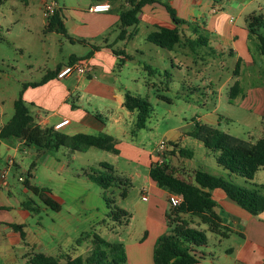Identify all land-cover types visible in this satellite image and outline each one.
I'll use <instances>...</instances> for the list:
<instances>
[{
  "label": "rangeland",
  "instance_id": "1",
  "mask_svg": "<svg viewBox=\"0 0 264 264\" xmlns=\"http://www.w3.org/2000/svg\"><path fill=\"white\" fill-rule=\"evenodd\" d=\"M50 2H55L59 18L61 14L74 17L73 8L86 10L92 0H0V125L11 117L13 102L21 91L32 86L31 83H39L45 73L51 72L58 62L66 58L70 50L80 49L78 46L70 48V41L63 35L62 29H58V24L49 31L45 30L44 7ZM125 3L126 0H113L114 11L121 12ZM132 27L134 29V25L128 29ZM115 29L113 26L106 31L108 42ZM145 31L140 25L136 34L128 35L124 40L118 38V30L119 48L129 53L126 55L130 58L124 59V65L117 60L119 64L116 63L114 69L116 79L115 76L107 79L119 87L127 86L131 93L146 97L151 105L146 127L134 129L132 143L120 137L115 146L116 152L97 147L72 150L61 146L52 150L21 145L15 152L5 151L0 161V165H5L8 162L6 154H9L19 166L11 167L13 185L20 188L22 182L19 180L23 179L18 180V177H27L23 170L27 171L31 186L47 189L59 203L60 209L53 210L33 194L32 200L39 208L32 213L29 221L35 236L43 237L45 246L49 248L47 252L59 254L57 257L61 262L68 257L80 256L83 264H87V257L94 251L106 250L108 253V247L103 242L124 243L144 231L148 201L142 200V189L151 183L147 154L154 161V151L161 141L167 145L162 155L163 164L177 175L191 180L192 171L202 169L241 184L242 180L233 174L228 178L222 167L217 166L214 152L205 150L192 136L194 123L200 120L198 124L204 125L203 128L213 127L242 139L257 138L264 131V118L256 111L258 97L255 93L230 94V87L236 80L232 75L234 63L230 56L214 54L201 45H194L191 49L187 38L182 36L181 48L171 58L168 56L171 52L146 41ZM134 46H138L144 54L135 53ZM180 49L188 52L187 57L181 56ZM181 59L184 66L178 65L177 60ZM224 59L227 63L221 70L220 63ZM138 61L159 69L152 73L142 68L137 70ZM34 104L33 101L27 103L29 108L35 107ZM180 133L184 137L182 141L176 138ZM13 141L16 144L19 140L14 138ZM174 141H178V144L171 147L170 143L175 145L172 143ZM178 146L192 151V155L179 154ZM100 163L111 165L121 181L116 180L106 190L91 181L88 176L93 170L100 169ZM253 182L256 185L264 183V172H258ZM124 189L126 193L123 196ZM105 197L109 199L110 207L121 209L128 216L119 215L117 219H112L108 215ZM31 206L36 210L33 202ZM259 217L264 222V213ZM167 221L171 232L181 226L196 229L206 226L197 216L178 213L171 205ZM37 222L46 229L45 234L41 233ZM208 235L210 238L206 240V245L196 247L206 252L207 263L211 264L212 260L213 264H233L225 248L236 244L239 236L235 235V239L229 240L219 237L218 241L213 240L217 234L212 236L208 232ZM256 257L257 254L253 255V259L248 258L245 264H250ZM257 264H264V258Z\"/></svg>",
  "mask_w": 264,
  "mask_h": 264
},
{
  "label": "crops",
  "instance_id": "2",
  "mask_svg": "<svg viewBox=\"0 0 264 264\" xmlns=\"http://www.w3.org/2000/svg\"><path fill=\"white\" fill-rule=\"evenodd\" d=\"M102 1L110 4L111 8L108 11H89L91 5ZM262 3L264 4V0H156L146 3L140 8L137 13V23L132 24L134 29L133 27L131 30L128 29L132 25L124 27L123 39L125 40V37L128 35L130 37L133 33L136 34L140 25L146 30L144 33L145 39L148 33L156 30L157 27H177L180 41L172 50L166 49L171 52L168 56L174 58L173 54L178 53L177 50L181 48L182 36H185L187 41L204 37L206 39L204 47L207 50L218 55H228L233 60L232 75L236 78L233 84H238L237 93H255L258 97L256 111L261 113V117L264 118V59L262 57L264 55L259 51L257 39V34L264 35V27L262 25L255 26V32H250L248 29L249 15H260L261 17L264 15ZM165 5L173 9L176 18L181 22L176 23L174 21ZM129 7L130 4L126 0L122 11ZM72 10L74 17L69 14L67 16L61 14L58 20L61 24L60 29L64 32L63 35H66L70 41V48L78 46L80 49L77 51L70 50L66 58L58 62L51 71L68 64L69 57L75 56L76 61H82L88 65V72L85 74H71L60 79L53 75L42 84L25 88L22 97L26 103L30 101L35 103V107L29 108L30 114L33 121L42 129H53L55 123L68 119V122L61 128L53 130L69 136L77 133H105L112 137L114 147L117 146V139L120 137L126 141L130 140L132 143L134 139L131 136L134 134L136 111H129L123 105L124 95L128 88L124 85L119 87L114 82L107 81L110 76H115L116 79L114 69L117 66V60L119 61V58H121L123 63L125 59V57L113 53V51H123L122 48H119L117 42L118 30L120 31L119 15L122 11L119 13L114 11L113 0H92L86 10L81 7ZM53 13L57 14L56 10ZM44 18V28L49 31L46 27L49 18L46 17L45 12ZM113 26L116 29L112 35L110 34V41L108 42L106 31ZM146 41L151 43L147 39ZM108 44L112 46L108 47ZM133 49L138 55L144 54L138 46H134ZM180 50H182L181 56L187 57L188 52L183 49ZM89 52L90 54L87 56ZM124 53L129 54L126 51ZM177 62L178 65L184 66V60H177ZM224 63H227L225 59L220 63L221 70L225 67ZM138 64L137 70L142 68L149 73L156 72L159 69L152 68L148 64H142L141 61H138ZM171 66H174L173 61ZM71 76L74 77L71 78ZM246 78H248V81L245 82ZM73 80H75L73 82L75 85L72 83ZM5 123H1L0 128ZM216 123L219 124V118ZM263 135L264 131L257 138L239 139L254 143ZM14 138L16 137L0 139V161L4 157L5 151L8 153L15 152L21 145L29 148L35 147L25 144L19 138H16L19 141L15 144ZM176 138L179 141L184 139L182 133ZM134 143L133 145H135ZM172 143L175 145L170 143V146L175 147L178 141ZM134 148H132L133 151H135ZM205 150L208 149L205 148ZM213 154L216 157V153ZM6 158L8 162H5V165H0V264H26L27 255L30 252L52 254L47 252L49 248L45 246L43 237L35 236L30 228L29 218L33 212H37L39 205L32 200L33 193L31 190L23 184L22 180H19L22 178L23 180L27 179L29 182V178L28 176H19L18 180L22 182V186L18 188L13 185L10 178L11 167L18 168L19 166L15 164L9 154H6ZM147 159L149 169L153 161L150 160L148 154ZM221 169L228 178L233 174L223 168ZM260 171L264 172V168H259L254 176ZM23 172L29 173L24 170ZM174 174L177 175L175 172ZM254 176L249 181L250 183L255 184L253 182ZM235 177L242 180L241 184H245L246 181L243 177L238 175H235ZM150 182L149 187L143 188L149 195L145 212V229L141 234L132 236L122 243L125 264H155V242L160 235L171 232L167 226V213L170 208L168 195L170 193L158 187L151 179ZM260 184L264 185V183ZM29 185L31 186L30 182ZM211 196L215 202L214 211L220 217L223 226L220 229L222 234L209 231L206 224L200 230L205 231L207 240L210 238L208 232H211L212 236L217 234V237H213V240L218 241H220L219 237L229 240L235 239V235H238L239 239L236 244L226 245V255L232 258L233 264H245L248 258L253 259V255L257 254L256 259L250 262V264H257L264 258V222L259 217L264 212L252 215L242 206L230 200L218 188L211 190ZM31 202L36 206V210L31 206ZM12 224L23 226L24 237H21L20 232L14 229L11 226ZM37 225L41 229V233L45 234L46 229L43 225L39 222H37ZM205 254L206 252L197 249L199 258L196 264H208V258ZM52 256L57 257L59 254ZM213 262L210 261L211 264Z\"/></svg>",
  "mask_w": 264,
  "mask_h": 264
},
{
  "label": "trees",
  "instance_id": "3",
  "mask_svg": "<svg viewBox=\"0 0 264 264\" xmlns=\"http://www.w3.org/2000/svg\"><path fill=\"white\" fill-rule=\"evenodd\" d=\"M156 0H128L130 7L122 11L120 17V31L118 38H123L124 27L137 23V13L140 8L146 4ZM171 17L176 23L181 22L176 18L173 9L165 5ZM47 28L52 29L61 24L57 14L52 13L48 17ZM262 25L264 27V18L260 15L248 16V29L255 32L254 27ZM146 39L158 47L172 50L180 41L179 31L177 27H157L156 30L148 33ZM259 51L264 55V35L257 34ZM204 37H198L195 40H188V46L193 49L194 45L204 46ZM95 48V47H93ZM117 56L130 58L123 51H113ZM90 52L87 54V56ZM68 63L76 61L75 56H70ZM78 61V60H77ZM122 59L119 58V63ZM117 63V64H119ZM58 70V69H57ZM47 72L39 83H31V85H39L48 78L56 75V71ZM264 75V74H263ZM238 84L234 83L230 88V94H237ZM123 105L129 111H136L135 129L139 130L146 127V123L151 113V105L146 97L133 95L128 91L125 92ZM195 132L192 136L200 141L205 148L216 153V163L218 166L245 179V184H236L224 179L221 176H215L202 169L192 171L191 180L185 179L179 175H175L172 170H168L163 163H151L148 169L149 178L160 188L165 189L169 193L179 194L182 196L180 204L174 207L178 213L197 216L203 224H206L208 230L217 234H222L220 217L214 211L215 202L211 196V190L221 189L226 196L242 206L252 215L264 212V185H256L249 181L253 178L255 172L259 168H264V135L256 142L245 141L224 132L218 131L213 127H205L197 122L194 123ZM16 137L24 141L27 145H33L37 148H46L57 150L61 146L70 147L72 150H84L88 147H97L103 150L116 152L114 142L111 136L105 133L86 134L77 133L69 136L58 133L50 128L42 129L33 121L30 109L22 97V91L18 98L13 102V113L9 120L0 128V139ZM178 153L190 157L192 151L179 147ZM98 170H93L89 174V179L98 184L104 190L111 187L114 182L121 181L116 176L113 167L107 163H100ZM29 176V173L27 174ZM126 180V179H125ZM125 183H127L125 181ZM23 184L28 187L31 192L39 197V199L53 210H59L60 205L44 188L30 186L27 179L23 180ZM126 189L123 190V196ZM105 199L106 207L109 209L108 215L112 219H117L119 215H127L125 211L110 207V201ZM128 221V219H127ZM14 229L18 230L21 237H24L22 231L23 226L20 224H12ZM170 228V223L167 221ZM207 237L205 231L189 226H181L173 229L169 234L160 235L154 247V263L155 264H196L198 262L197 250L198 246L206 243ZM103 242V241H100ZM108 247L106 250L94 251L90 257H87V264H125V253L122 243H105ZM109 254V258L108 255ZM26 264H83L80 256L68 257L63 262L60 258L43 252H30L27 255Z\"/></svg>",
  "mask_w": 264,
  "mask_h": 264
},
{
  "label": "built area",
  "instance_id": "4",
  "mask_svg": "<svg viewBox=\"0 0 264 264\" xmlns=\"http://www.w3.org/2000/svg\"><path fill=\"white\" fill-rule=\"evenodd\" d=\"M111 8L110 4L106 1H102V2H96L93 5H91L89 7V11L92 12H106ZM55 10V2H50L49 4H46L44 7V12L46 17L48 18L50 15H52V13ZM89 70L88 65L85 62L82 61H74L72 63H68L66 65H63L61 68H59L56 71V75L55 77L60 79L63 77H66L68 75H71L73 73L75 74H85L87 73ZM68 122V119H63L61 121H59L58 123H55L53 125V129L57 130L59 128H61L64 124H66ZM165 148H167V145L165 142L161 141L160 144L157 146V148L155 149V155L156 158L153 161L154 163H163V152L165 150ZM142 200H147L148 195L147 192L145 191V189H142V196H141ZM182 200V196L179 194H173L170 193L168 195V203L169 205H171L172 207H176L180 204Z\"/></svg>",
  "mask_w": 264,
  "mask_h": 264
}]
</instances>
